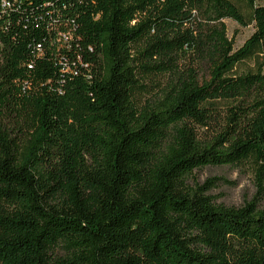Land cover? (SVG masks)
Wrapping results in <instances>:
<instances>
[{
	"label": "trees",
	"instance_id": "trees-1",
	"mask_svg": "<svg viewBox=\"0 0 264 264\" xmlns=\"http://www.w3.org/2000/svg\"><path fill=\"white\" fill-rule=\"evenodd\" d=\"M0 264H264V5L0 0Z\"/></svg>",
	"mask_w": 264,
	"mask_h": 264
},
{
	"label": "rangeland",
	"instance_id": "rangeland-1",
	"mask_svg": "<svg viewBox=\"0 0 264 264\" xmlns=\"http://www.w3.org/2000/svg\"><path fill=\"white\" fill-rule=\"evenodd\" d=\"M257 5H264V0H256ZM226 35L233 42L234 49L240 48L253 33V25L240 27L231 20H224ZM208 178H220L215 188L209 191L216 205L240 207L250 201L255 187L251 173L246 169L232 167H206L192 173V180L202 183Z\"/></svg>",
	"mask_w": 264,
	"mask_h": 264
},
{
	"label": "built area",
	"instance_id": "built-area-1",
	"mask_svg": "<svg viewBox=\"0 0 264 264\" xmlns=\"http://www.w3.org/2000/svg\"><path fill=\"white\" fill-rule=\"evenodd\" d=\"M3 5H4V7H9L10 6V4H9V2L8 1H3ZM62 38H63V40H65V36H62Z\"/></svg>",
	"mask_w": 264,
	"mask_h": 264
}]
</instances>
